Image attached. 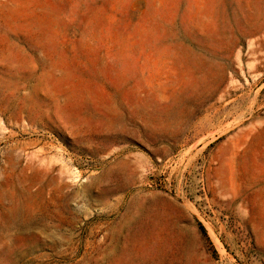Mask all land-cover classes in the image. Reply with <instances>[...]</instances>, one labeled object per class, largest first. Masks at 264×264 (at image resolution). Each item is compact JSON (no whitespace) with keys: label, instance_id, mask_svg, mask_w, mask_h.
<instances>
[{"label":"rangeland","instance_id":"obj_1","mask_svg":"<svg viewBox=\"0 0 264 264\" xmlns=\"http://www.w3.org/2000/svg\"><path fill=\"white\" fill-rule=\"evenodd\" d=\"M0 264H264V0H0Z\"/></svg>","mask_w":264,"mask_h":264},{"label":"bare ground","instance_id":"obj_2","mask_svg":"<svg viewBox=\"0 0 264 264\" xmlns=\"http://www.w3.org/2000/svg\"><path fill=\"white\" fill-rule=\"evenodd\" d=\"M200 4V3H199ZM196 18V17H195ZM164 92V91H163ZM37 189V188H36ZM40 189V188H39ZM22 233V232H21Z\"/></svg>","mask_w":264,"mask_h":264}]
</instances>
